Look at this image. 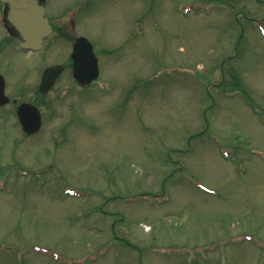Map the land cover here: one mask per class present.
I'll use <instances>...</instances> for the list:
<instances>
[{
  "label": "rangeland",
  "instance_id": "374dc122",
  "mask_svg": "<svg viewBox=\"0 0 264 264\" xmlns=\"http://www.w3.org/2000/svg\"><path fill=\"white\" fill-rule=\"evenodd\" d=\"M47 1L100 78L67 62L43 96L42 67L0 54L44 114L24 138L0 108V264H264V0Z\"/></svg>",
  "mask_w": 264,
  "mask_h": 264
},
{
  "label": "water",
  "instance_id": "95a60500",
  "mask_svg": "<svg viewBox=\"0 0 264 264\" xmlns=\"http://www.w3.org/2000/svg\"><path fill=\"white\" fill-rule=\"evenodd\" d=\"M11 7L10 19L20 30L25 45L38 48L43 40L52 32L48 19L45 16V7L38 4L37 0H1ZM73 75L80 86L90 85L99 77L98 59L93 46L85 39L80 38L74 46L72 54ZM63 68L60 66L48 67L42 75L40 91H51L60 78ZM9 102L5 95V81L0 75V106ZM18 117L21 126L28 134H36L42 127V116L39 109L25 103L19 107Z\"/></svg>",
  "mask_w": 264,
  "mask_h": 264
},
{
  "label": "flooded vegetation",
  "instance_id": "af4514ba",
  "mask_svg": "<svg viewBox=\"0 0 264 264\" xmlns=\"http://www.w3.org/2000/svg\"><path fill=\"white\" fill-rule=\"evenodd\" d=\"M39 2H40V4L44 3L43 0H39ZM5 9L6 10H4V12L7 11V9L9 10V7L5 6ZM61 21H63V20H61ZM50 22H51V25H52L53 30H54L53 34L51 35V37L56 35V37L53 40V43H55V44H60L62 46L64 44V41H65L68 46L71 45V47L73 48L74 44L77 41V39L80 36H82V35L76 36V32L73 30V29H75V20H74V22H73V20L70 21L69 24L67 22H61V24H59V25H57V23H55L54 21L52 22L50 20ZM4 28L6 30L7 36L9 37V39H7L9 41V43L13 44L14 47H16L15 44H18V48H19V45H20L19 44V40L21 38L19 31L11 23H9V21H7L5 23ZM70 30H72L71 34L73 35V37L71 35L70 36L68 35ZM49 39H46L44 41V45L37 52L28 51V50L19 51L20 54L18 56V59H19V57H26L28 59L27 61H32L33 65L39 66V67H43V64L47 62V61L43 62V55H46V52L49 51L50 47L47 48V46L49 45L47 43V41ZM66 59H61V63H63V65L66 64L67 62L69 63V61L71 62V60H70L71 57L70 56L68 57L67 60ZM37 60L41 61V63H39L38 65H36V61ZM61 63H56V64L62 65ZM56 64H53V65H56ZM65 68L67 70L68 67H65ZM41 69H43V68H41ZM43 96H45V95H43ZM11 102L14 103L17 106V108H19L20 103H18L17 100L13 99V100L10 101V103ZM42 131H43V129L41 130V132Z\"/></svg>",
  "mask_w": 264,
  "mask_h": 264
}]
</instances>
